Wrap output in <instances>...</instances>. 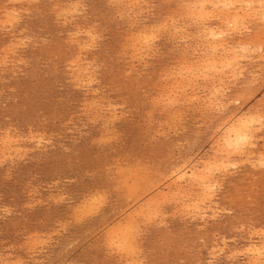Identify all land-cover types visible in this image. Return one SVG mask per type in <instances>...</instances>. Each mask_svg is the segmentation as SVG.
I'll list each match as a JSON object with an SVG mask.
<instances>
[{
	"label": "rangeland",
	"instance_id": "rangeland-1",
	"mask_svg": "<svg viewBox=\"0 0 264 264\" xmlns=\"http://www.w3.org/2000/svg\"><path fill=\"white\" fill-rule=\"evenodd\" d=\"M200 1L22 0L20 2V0H0V141H2L0 148L3 144L6 145L1 148L2 150L0 149V264H66L68 261L69 264H250L252 261L251 264H257V262L264 264V255H262L264 254V167H261L264 166V123L258 127L253 146L251 145L252 148L249 149L255 151V154L249 155L247 157L249 159L246 156L231 157L229 164L232 163L231 166L235 167L234 169L227 163L223 164L224 168H222L223 166L219 162L220 145L215 141L222 132L221 123L228 116L243 114V112L253 113L254 111H259V114L264 116V60L259 58L264 49L241 59L243 61L240 60L239 63L242 70L235 75L236 78L225 72L227 75L222 74L225 76L222 77L221 84H219L218 75L209 71L206 59L211 58L210 56L213 54L219 56L221 52L216 50L214 53L210 50L209 44L212 40L209 35H206V29H215L220 26L217 13L223 8L224 0H212L216 2L213 4L215 6L208 4L205 10L212 17L207 14L206 17H202L203 20L197 16L199 9L195 8V3ZM76 3L81 5H76ZM193 5L195 6L193 7ZM147 7L151 11L147 12L149 10ZM68 8L72 9L71 12ZM74 9L77 10L74 11ZM17 11H20V14L16 13ZM28 11L29 13H27ZM79 12L80 14H78ZM136 12L140 16H137ZM185 12L189 14L186 15ZM207 17L211 20H208ZM193 18L195 21L198 19V23ZM250 18H248L249 21H246L248 29H241L239 32H237L238 29L230 30L231 35L226 33L223 38L227 42H233L238 41L239 38L251 37L259 30L260 24L255 22L254 17L250 16ZM9 22L11 23L9 24ZM94 25L95 29L91 27ZM164 26L165 28H163ZM159 27L162 28L158 30ZM186 29L190 32L186 33ZM85 31L86 33L89 31L87 34L90 38L85 34ZM143 33L151 38L152 34L159 33L153 35L155 39H158L144 37ZM182 34L183 37L180 36ZM146 38L148 39L146 40ZM144 40L147 43L150 41V44L147 45ZM200 43L202 44L200 45ZM205 43L207 46L203 45ZM145 49H147L144 51L145 53L142 52ZM156 53L157 55H154ZM75 59L78 62H75ZM72 60L76 64L71 62ZM186 61L189 62L186 63ZM191 61L197 75L194 72L190 76V78L193 76L190 80L183 74V69L186 64H191ZM182 62L184 66H181ZM86 67L88 68L86 69ZM173 74L178 77L176 78ZM208 74L209 76H206ZM87 75H91L90 79H87L89 78ZM189 80L192 82L190 83ZM177 83L183 88L177 87ZM84 87L85 89H83ZM215 89L218 91L214 93ZM176 93L180 95L178 96ZM185 93L186 95H184ZM175 94L176 96H174ZM195 95H199V99L197 97L196 100ZM101 96L102 100H100ZM188 102L190 103L188 104ZM220 102L224 104L221 106ZM192 103L193 105H191ZM213 106L216 107L213 108ZM203 110L205 111L203 112ZM95 112H99L98 115ZM262 120L264 122V119ZM112 124L114 125L112 126ZM214 134L215 136H213ZM7 151L13 154L7 153ZM206 160L211 162L207 165ZM214 161L216 162L214 163ZM212 162L213 164H211ZM204 164L205 168L211 172L204 169ZM216 166L217 169L222 168L220 169L222 173L213 168ZM195 168L197 169L195 170ZM177 169L178 172L186 174L185 177L183 176L184 179L179 177L182 173L175 172ZM200 169L202 171H199ZM232 171L233 173H230ZM203 174L212 183L208 190L211 191L209 193L205 191V195L197 183V177H202ZM219 175L220 177H218ZM194 179L196 182H193ZM176 189L179 191L177 192ZM185 192L186 195H184ZM210 193L211 195H209ZM164 195L167 197L166 201ZM175 195H177V199ZM203 198H206V201ZM55 199L58 201L56 202ZM201 200L203 202H200ZM96 202L98 203L96 204ZM140 202L141 204H139ZM92 204H96L94 206L97 211ZM86 205L87 208H83ZM206 205L208 206L205 207ZM143 208L146 209L144 212H142ZM157 208L160 209L159 213ZM128 210L130 211L127 213ZM91 211H96V214L90 213ZM154 211H156L157 219H155ZM148 216H154L155 220L153 217H151L152 220L148 219ZM144 217L148 221L144 220ZM124 224L135 231L132 232L127 229L129 227H123ZM132 224L134 225L132 226ZM118 228H121L120 231ZM121 230L126 233L129 240H127V246L119 245L115 240ZM31 241L37 243L33 245ZM250 244L262 248V256H254L255 254L248 250ZM239 251L242 256L239 255Z\"/></svg>",
	"mask_w": 264,
	"mask_h": 264
},
{
	"label": "bare ground",
	"instance_id": "bare-ground-1",
	"mask_svg": "<svg viewBox=\"0 0 264 264\" xmlns=\"http://www.w3.org/2000/svg\"><path fill=\"white\" fill-rule=\"evenodd\" d=\"M16 1V0H15ZM18 1V0H17ZM22 0H20V2H21ZM24 1V0H23ZM25 1H27V0H25ZM35 1V0H34ZM37 1V0H36ZM39 1V0H38ZM84 1V0H83ZM192 1V0H191ZM199 1V0H198ZM216 1V0H215ZM214 1V2H215ZM218 1V0H217ZM12 2V1H11ZM30 2V1H29ZM75 2H77V1H75ZM80 2V1H79ZM110 2V1H109ZM112 2V1H111ZM114 2V1H113ZM134 2V1H133ZM137 2H138V0H137ZM143 2V1H142ZM214 2L212 1V0H201L200 2H198V3H195V5H193V7L195 6V8H197V9H199V12H197V16L198 17H200L201 18V20H203L202 19V17H206V15L207 14H209V13H207L205 10H206V8H207V5L209 4H211V5H213L214 4ZM14 3V2H13ZM19 3V2H18ZM120 3V2H119ZM185 3V2H184ZM192 3V2H191ZM190 3V4H191ZM216 3V2H215ZM218 3V2H217ZM5 4V3H4ZM7 4V3H6ZM65 4V3H64ZM68 4H70V3H68ZM78 3H76V5H77ZM116 4V3H115ZM125 4V3H124ZM135 4V3H134ZM143 4V3H142ZM142 4H141V6H142ZM148 4V3H147ZM183 4V3H182ZM186 4V3H185ZM187 4H189V3H187ZM222 4H223V8H221V11H218V16H219V24H220V26H218L217 28H213V29H206L207 31H206V35H209V37H210V39L212 40L211 42L209 41V39H208V41L210 42V44H209V46H210V50L212 51V52H216V50H219L220 52H221V54L218 56V55H212V56H210L211 58H208V57H206V58H208V59H206V61H207V63H206V65L208 66V68H209V71L211 70V72L214 74V75H218V81H219V84H221L220 83V81H221V79H222V77L223 76H225V75H227V74H225V72H227V73H229L231 76H235V75H237L239 72H241L240 70H242V68H240L241 66H240V60L241 59H244V58H246V57H248V56H251L253 53H255V52H257V51H260V49H264V6H262L261 5V2H260V0H224V3L222 2ZM63 5V4H62ZM61 5V6H62ZM78 5H81V4H78ZM131 5H132V3H131ZM136 5H137V3H136ZM140 5V4H139ZM152 5V4H151ZM210 5V6H211ZM219 5V4H218ZM71 6V5H70ZM69 6V7H70ZM114 6V5H113ZM122 6V5H121ZM154 6V5H153ZM183 6H184V4H183ZM188 6H190V5H188ZM213 6H215V5H213ZM123 7V6H122ZM134 7V6H133ZM136 7H138V6H136ZM143 7V6H142ZM150 7V6H149ZM60 8V7H59ZM118 8H119V6H118ZM125 8H127V7H125ZM148 8V7H147ZM146 8V9H147ZM182 8V7H181ZM215 8H217V7H215ZM220 8V7H219ZM16 9V8H15ZM54 9H55V7H54ZM58 9V8H57ZM63 9V8H62ZM61 9V10H62ZM80 9V8H79ZM82 9H83V7H82ZM85 9V8H84ZM130 9V8H129ZM139 9V8H138ZM137 9V10H138ZM141 10H142V8H140ZM149 9V8H148ZM179 9V8H178ZM187 9H189L188 7H187ZM214 9V8H213ZM212 9V10H213ZM65 10V9H64ZM68 10H70L69 8H68ZM72 10V9H71ZM71 10H70V12H71ZM77 10V9H76ZM75 9H74V11H76ZM119 10H120V8H119ZM128 10V9H127ZM132 10V9H131ZM191 10V9H190ZM193 10V9H192ZM207 10H209V9H207ZM216 10V9H215ZM3 11V10H2ZM5 11H6V9H5ZM80 11V10H79ZM134 11V10H133ZM146 11V10H145ZM149 11H151L150 9L147 11V12H149ZM184 11V10H183ZM186 11V10H185ZM197 11V10H196ZM209 11H211V10H209ZM208 11V12H209ZM24 12V11H23ZM64 12H67V11H64ZM64 12H63V14H64ZM78 12V11H77ZM82 12V11H81ZM125 12V11H124ZM129 12V11H128ZM176 12V11H175ZM193 12H194V10H193ZM192 12V13H193ZM214 12V11H213ZM7 13H8V11H7ZM12 13V12H11ZM16 13H19L20 14V11H17ZM15 13V14H16ZM22 13V12H21ZM27 13H29V11L27 12ZM53 13V12H52ZM123 13V12H122ZM136 13H138V12H136ZM177 13V12H176ZM186 13V12H185ZM191 13V14H192ZM216 13V12H215ZM10 14V13H9ZM78 14H80V12L78 13ZM126 14H128V13H126ZM135 14V13H134ZM145 14V13H144ZM189 13H186V15H188ZM195 14V13H194ZM250 14H252V15H250ZM8 15V14H7ZM131 15V14H130ZM148 15V14H147ZM171 15V14H170ZM183 15V14H182ZM182 15H181V17H182ZM211 14H209L208 16H210ZM216 15V14H215ZM4 16V15H3ZM13 16V15H12ZM16 16V15H15ZM58 16H60V15H58ZM62 16V15H61ZM60 16V17H61ZM137 16H140V14L138 13V15ZM184 16H185V14H184ZM250 16H252V17H254V19L256 20L255 22L257 23V24H260V27H259V30L257 31V32H255L251 37H249V38H246V39H241V38H239L238 39V41H233V42H227L223 37L225 36V34L226 33H229L230 34V30L231 31H233V30H237V32H239L241 29H245L246 28V21L248 20V18H250ZM6 17V16H5ZM57 17V16H56ZM72 17H73V14H72ZM71 17V20L73 19ZM123 17V16H122ZM131 17V16H130ZM171 17V16H170ZM173 17H174V14H173ZM172 17V18H173ZM188 17V16H187ZM197 17V18H198ZM211 17H212V15H211ZM7 18H8V16H7ZM6 18V19H7ZM9 18H10V16H9ZM14 18H17V17H14ZM57 18H59V17H57ZM64 18V17H63ZM191 18H192V16H191ZM5 19V20H6ZM11 19V18H10ZM12 19H13V17H12ZM60 19V18H59ZM67 19V18H66ZM128 19V18H127ZM136 19H138V18H136ZM135 19V20H136ZM165 19V18H164ZM175 19V18H174ZM173 19V20H174ZM186 19V18H185ZM184 19V20H185ZM188 19H189V17H188ZM194 19V18H193ZM205 19V18H204ZM207 19H208V17H207ZM253 19V18H252ZM4 20V21H5ZM16 20V19H15ZM14 20V21H15ZM68 20V19H67ZM173 20H172V22H173ZM179 20V19H178ZM198 20V19H197ZM196 20V21H197ZM208 20H211V19H208ZM213 20V19H212ZM250 20H251V18H250ZM7 21V20H6ZM5 21V22H6ZM10 21V20H9ZM17 21V20H16ZM138 21V20H137ZM176 21V20H175ZM192 21V20H191ZM194 21H195V19H194ZM193 21V23H195ZM249 21V20H248ZM2 22V21H1ZM8 22V21H7ZM13 22V21H12ZM18 22V21H17ZM69 22H70V20H69ZM168 22V21H167ZM187 22H188V20H187ZM202 21H200V23H201ZM11 22H9V24H10ZM62 23V22H61ZM72 23V22H71ZM129 23V22H128ZM137 23V22H136ZM139 23V22H138ZM141 23V22H140ZM166 23V22H165ZM197 23H198V21H197ZM203 23V22H202ZM207 23V22H206ZM249 23V22H248ZM1 24V23H0ZM2 24H5V23H2ZM14 24H15V22H14ZM99 24V23H98ZM173 24V23H172ZM178 24V23H177ZM192 24V23H191ZM196 24V23H195ZM64 25V24H63ZM68 25V24H67ZM256 25V24H255ZM74 26V25H73ZM79 26V25H78ZM77 26V27H78ZM130 26H131V24H130ZM133 26V25H132ZM136 26V25H135ZM163 26V25H162ZM168 26V25H167ZM192 26V25H191ZM194 26V25H193ZM199 26V25H198ZM203 26V25H202ZM205 26V25H204ZM5 27H6V25H5ZM79 27H81V26H79ZM91 27H95V25L94 26H91ZM147 28H148V25L146 26ZM170 27V26H169ZM174 27V26H173ZM180 27V26H179ZM190 27V26H189ZM195 27V26H194ZM214 27V26H213ZM82 28V27H81ZM144 28H145V26H144ZM154 28V27H153ZM157 28V27H156ZM162 27H159L158 28V30L159 29H161ZM163 28H165V26L163 27ZM171 28V27H170ZM184 28V27H183ZM209 28V27H208ZM95 29V28H94ZM97 29H99V28H97ZM96 29V30H97ZM172 29V28H171ZM170 29V30H171ZM198 29V28H197ZM203 29V28H202ZM201 29V30H202ZM205 29L203 30L204 32H205ZM246 29H248V28H246ZM88 30V29H87ZM91 30V29H90ZM145 30V29H144ZM146 30H149V29H146ZM157 30V31H158ZM168 30V29H167ZM177 30H178V28H177ZM180 30V29H179ZM185 30V29H184ZM187 30V29H186ZM84 31V30H83ZM152 31V30H151ZM161 31V30H160ZM162 31H163V29H162ZM161 31V32H162ZM203 31H202V34H204L203 33ZM78 32H81V31H78ZM89 32V31H88ZM87 32V33H88ZM165 32V31H164ZM186 33L187 32H190V31H185ZM199 32V31H198ZM236 32V31H235ZM244 32V31H243ZM250 32V31H249ZM76 33V32H75ZM86 33V31H85V34H87ZM95 33V32H94ZM132 33H133V31H132ZM149 33V32H148ZM153 33V32H152ZM163 33V32H162ZM166 33V32H165ZM175 34H178V33H176V32H174ZM231 33H233V32H231ZM69 34V33H68ZM74 34V33H73ZM97 34V33H96ZM95 34V36H97ZM144 34V33H143ZM156 34H159V33H156ZM155 34V35H156ZM164 34V33H163ZM197 34V33H196ZM228 34V35H229ZM234 34V33H233ZM80 35H82V34H80ZM79 35V36H80ZM84 35V34H83ZM89 35H91V34H89ZM153 35L154 34H152L151 36H152V38L153 39H155V37H153ZM154 35V36H155ZM172 35V34H171ZM188 35V34H187ZM200 35V34H199ZM199 35H197L198 37H200ZM231 35V34H230ZM242 35V34H241ZM74 36V35H73ZM72 36V37H73ZM78 36V37H79ZM87 36H88V34H87ZM94 36V35H93ZM101 36V35H100ZM138 36V35H137ZM140 36H142V35H140ZM148 37V35H145L144 34V37ZM161 36V35H160ZM164 36V35H163ZM176 36V35H175ZM180 36H182L183 37V34L182 35H180ZM203 36V35H202ZM89 37V36H88ZM132 37V36H131ZM144 37H143V39H144ZM158 37H159V35H158ZM191 37H192V35H191ZM90 38V37H89ZM88 38V40H90ZM101 38V37H100ZM148 38H150V39H152L150 36L148 37ZM148 38H146V40L148 39ZM173 38V37H172ZM175 38V37H174ZM178 38V37H177ZM102 39V38H101ZM130 39V38H129ZM156 39H158V38H156ZM155 39V40H156ZM162 39V38H161ZM160 39V40H161ZM168 39H170V38H168ZM199 39V38H198ZM204 39L206 40V38L204 37ZM77 40V39H76ZM79 40V39H78ZM88 40H86V41H88ZM98 40V39H97ZM132 40V39H131ZM138 40V39H137ZM140 40H142L141 38H140ZM146 40H144V41H146ZM180 40H181V38H180ZM179 40V41H180ZM188 40V39H187ZM191 40V39H190ZM85 41V40H84ZM90 41H92V40H90ZM175 41H176V39H175ZM182 41H184V40H182ZM186 41V40H185ZM193 41V40H192ZM200 41V40H199ZM207 41V40H206ZM25 42V41H24ZM67 42V41H66ZM72 42H74V41H72ZM77 42V41H76ZM75 42V43H76ZM99 42V41H98ZM128 42V41H127ZM139 42V41H138ZM138 42H137V44H138ZM150 42V41H149ZM148 42V43H149ZM208 42V43H209ZM91 43H93V42H91ZM131 43V42H130ZM144 43V42H143ZM146 43H147V41H146ZM148 43H147V45H148ZM197 43V42H196ZM202 43H203V41H202ZM202 43H200V45L202 44ZM74 44V43H73ZM82 44V43H81ZM97 44V43H96ZM141 44H142V42H141ZM150 44V43H149ZM181 44V43H180ZM188 44V43H187ZM12 45V44H11ZM19 45V44H18ZM78 45V44H77ZM89 45H90V43H89ZM178 45V44H177ZM199 45V44H198ZM198 45H196V46H198ZM203 45H206V43L205 44H203ZM17 46V45H16ZM15 46V47H16ZM21 46V45H20ZM82 46V45H81ZM80 46V47H81ZM135 46H137V45H135ZM153 46V45H152ZM155 46V45H154ZM186 46V45H185ZM207 46V45H206ZM87 47V46H86ZM91 47V46H90ZM133 47V46H132ZM178 47H180V46H178ZM205 47V46H204ZM19 48V47H18ZM92 48V47H91ZM95 48H97V47H95ZM130 48V47H129ZM134 49H135V47H133ZM149 48V47H148ZM159 48V47H158ZM158 48H156V49H158ZM194 48V47H193ZM5 49V48H4ZM79 49V48H78ZM82 49V48H81ZM83 49H85V48H83ZM88 49H90V48H88ZM126 49V48H125ZM139 49V48H138ZM140 49H142V48H140ZM153 49V48H152ZM155 49V48H154ZM160 49V48H159ZM179 50H180V48H178ZM182 49H184V48H182ZM191 49V48H190ZM208 49V48H207ZM3 50V49H2ZM1 50V51H2ZM8 50H10L9 48H8ZM127 50H128V45H127ZM126 50V51H127ZM137 50V49H136ZM147 49H145V50H142V52H144V51H146ZM174 50V49H173ZM178 50V51H179ZM192 50V49H191ZM196 50V49H195ZM81 51V50H80ZM84 51V50H83ZM82 51V52H83ZM185 51V50H184ZM187 51H189V50H187ZM186 51V53H188ZM194 51V50H193ZM199 51H201V50H199ZM198 51V52H199ZM207 51V50H206ZM263 51V50H262ZM85 52H87V51H85ZM125 52V51H124ZM135 52V51H134ZM154 52V51H153ZM196 52V51H195ZM202 52V51H201ZM4 53H5V51H4ZM139 53V52H138ZM145 53V52H144ZM149 53V52H148ZM182 53V52H181ZM207 53V52H206ZM258 53V52H257ZM140 54V53H139ZM158 54H160V53H158ZM199 54V53H198ZM203 54V53H202ZM209 54V53H208ZM5 55V54H4ZM7 55V54H6ZM5 55V56H6ZM119 55V54H118ZM124 55V54H123ZM148 55V54H147ZM146 55V56H147ZM154 55H157V53L156 54H154ZM191 55V54H190ZM257 55V54H256ZM7 56H9V55H7ZM80 56V55H79ZM81 56H83V55H81ZM125 56V55H124ZM131 56H132V54H131ZM130 56V57H131ZM133 56H135V55H133ZM183 56H185V55H183ZM187 56H188V54H187ZM186 56V57H187ZM193 56V55H192ZM207 56V55H206ZM209 56V55H208ZM3 57V56H2ZM77 57H78V55H77ZM84 57V56H83ZM126 57V56H125ZM141 57V56H140ZM140 57H138V59H140ZM149 57V56H148ZM160 57V56H159ZM196 57V56H195ZM86 58V57H85ZM132 58V57H131ZM152 58H154V57H152ZM190 58V57H189ZM198 58H199V56H198ZM202 58V57H201ZM259 58L260 59H262V60H264V52H263V54L261 55V56H259ZM5 59V58H4ZM3 59V60H4ZM74 59V58H73ZM134 59V58H133ZM136 59V58H135ZM151 59V58H150ZM183 59H184V57H183ZM188 59V58H187ZM192 59V58H191ZM255 59V58H254ZM2 60V59H1ZM6 60V59H5ZM14 60V59H13ZM76 60V59H75ZM143 60V59H142ZM182 60V59H181ZM247 60V59H246ZM258 60V59H257ZM132 61V60H131ZM134 61H136V60H134ZM139 61V60H138ZM144 61V60H143ZM178 61V60H177ZM199 61H201V60H199ZM199 61H195V62H199ZM202 61H203V59H202ZM205 61V62H206ZM241 61H243V60H241ZM249 61V60H248ZM253 61H255V60H253ZM4 62V61H3ZM7 62V61H6ZM71 62H73V60L71 61ZM70 61H69V63H71ZM75 62H78L77 60L75 61ZM75 62H73V63H75ZM83 62V61H82ZM96 62V61H95ZM173 62V61H172ZM181 62V61H180ZM187 62H189V61H186V63ZM204 62V63H205ZM5 63V62H4ZM92 63H94V61H92ZM145 63V62H144ZM185 63V64H186ZM200 63V62H199ZM9 64V63H8ZM76 64V63H75ZM82 64V63H81ZM84 64V63H83ZM97 64V63H96ZM101 64V63H100ZM178 64V63H177ZM104 65V64H103ZM141 65V64H140ZM145 65H146V63H145ZM197 65H200V64H197ZM196 65V66H197ZM202 65H203V63H202ZM75 66V65H74ZM78 66V65H77ZM87 66H88V63H87ZM134 66V65H133ZM181 66H184L183 65V62H182V65ZM193 66H194V64H192V61H191V64H186L185 65V67H184V71H183V74L185 75V77H188V78H190V76L192 75V74H194V72H195V67L193 68ZM84 67H85V65H84ZM92 67H93V65H92ZM174 68H175V66H173ZM202 67V66H201ZM69 68V67H68ZM88 67H86V69H87ZM101 68V67H100ZM135 68V67H134ZM177 68H178V66H177ZM198 68V67H197ZM196 68V69H197ZM203 68V67H202ZM207 68V67H206ZM70 69H73V68H70ZM79 69H81V68H79ZM83 69H85V68H83ZM94 69V68H93ZM93 69H91V70H93ZM98 69V68H97ZM200 69V68H199ZM205 69V68H204ZM74 70H77V69H74ZM90 70V69H89ZM90 70V71H91ZM171 70V69H170ZM198 70V69H197ZM79 71V70H78ZM80 71H82V73H85V72H83V70H80ZM85 71V70H84ZM97 71V70H96ZM169 71V70H168ZM177 71V70H176ZM175 71V72H176ZM206 71V70H205ZM208 71V70H207ZM243 71H245V70H243ZM74 72V71H73ZM130 72V71H129ZM133 72V71H132ZM181 72V71H180ZM203 72H204V70H203ZM92 73V72H91ZM90 73V74H91ZM128 73V72H127ZM134 73V72H133ZM132 73V74H133ZM182 73V72H181ZM196 73V75H197V72H195ZM74 74V73H73ZM95 74V73H94ZM129 74H131V73H129ZM200 74L201 75H203L201 72H200ZM211 74V73H210ZM222 74H225V75H223L222 76ZM242 74V73H241ZM72 75V74H71ZM76 75V74H75ZM80 75V74H79ZM82 75V74H81ZM86 75V74H85ZM99 75V74H98ZM174 75V74H173ZM181 75V74H180ZM183 75V76H184ZM213 75V76H214ZM243 75V74H242ZM259 75V74H258ZM89 75H87V77H88ZM91 76V75H90ZM90 76H89V78H87V79H90ZM93 76V75H92ZM175 76V75H174ZM204 76V75H203ZM206 76H209V74L208 75H206ZM253 76H255V75H253ZM252 76V77H253ZM260 76V75H259ZM76 77V76H75ZM166 77V76H165ZM172 77V76H171ZM176 78L178 77V76H175ZM181 77V76H180ZM195 77V76H194ZM210 77L212 78V76L210 75ZM77 78V77H76ZM81 78V77H80ZM93 78V77H92ZM188 78H187V80H188ZM191 78H193V76L191 77ZM191 78H190V80H191ZM195 78H198V77H195ZM234 78V77H233ZM233 78H231L232 80H233ZM235 78H236V76H235ZM240 78H241V76H240ZM239 78V79H240ZM244 78V77H243ZM262 78V77H261ZM85 80H86V78H84ZM94 79V78H93ZM166 79H167V77H166ZM200 79V78H199ZM203 79V78H202ZM205 79V78H204ZM210 79V78H209ZM208 79V80H209ZM255 79V78H254ZM75 80V79H74ZM173 80V79H172ZM190 80H189V82H190ZM196 80V79H195ZM201 80V79H200ZM205 80H207V79H205ZM73 81V80H72ZM82 81V80H81ZM167 81H168V79H167ZM198 81V80H197ZM214 81V80H213ZM74 82V81H73ZM98 82V81H97ZM100 82V81H99ZM169 82V81H168ZM175 82V81H174ZM180 82V81H179ZM185 82V81H184ZM192 82V81H191ZM190 82V83H191ZM206 82V84H207V81H205ZM232 82V81H231ZM78 83H79V81H78ZM77 83V84H78ZM82 83V82H81ZM84 83V82H83ZM90 83V82H89ZM93 83V82H92ZM95 83V82H94ZM197 83V82H196ZM196 83H195V85H196ZM199 83V82H198ZM202 84H203V82H201ZM225 83V82H224ZM255 83H256V81H255ZM88 84V83H87ZM181 84H183V83H181ZM230 84V83H229ZM228 84V85H229ZM257 84V83H256ZM82 85V84H81ZM89 85V84H88ZM96 85V84H95ZM168 85H169V83H168ZM177 85V87H180V86H178V83L176 84ZM184 85H185V83H184ZM192 85V84H191ZM194 85V86H195ZM198 85V84H197ZM208 85V84H207ZM215 85H216V83H215ZM225 85V84H224ZM230 85H232V84H230ZM229 85V86H230ZM78 86H79V84H78ZM186 86V85H185ZM187 86H188V84H187ZM190 86V85H189ZM220 86V85H219ZM233 86V85H232ZM166 87V86H165ZM174 87V86H173ZM176 87V88H177ZM181 87H182V85H181ZM180 87V88H181ZM193 87V86H192ZM223 87V86H222ZM222 87H220V88H222ZM169 88V87H168ZM175 88V87H174ZM183 88V87H182ZM189 88V87H188ZM187 88V89H188ZM197 88V87H196ZM199 88V87H198ZM211 88V87H210ZM225 88V87H224ZM224 88H222V89H224ZM227 88V87H226ZM75 89V88H74ZM83 89H85V87L83 88ZM166 89H167V87H166ZM190 89H191V87H190ZM207 89V88H206ZM212 89V88H211ZM222 89H219V90H222ZM87 90H88V86H87ZM184 90V89H183ZM200 90V92H201V89H199ZM198 90V91H199ZM229 90V89H228ZM89 91V90H88ZM165 91V90H164ZM179 91H182V90H180L179 89ZM193 91H194V89H193ZM218 90H214V93L215 92H217ZM231 91V90H230ZM173 92V91H172ZM190 92V91H189ZM195 92V91H194ZM221 92V91H220ZM263 92H264V90H263ZM90 93V92H89ZM94 93V92H93ZM98 93V92H97ZM163 93V92H162ZM197 93H199V92H197ZM206 93V92H205ZM212 93V92H211ZM222 93V92H221ZM224 93V92H223ZM165 94H166V92H165ZM169 94V93H168ZM171 94V93H170ZM173 94V93H172ZM177 94V93H176ZM176 94L174 95V96H176ZM182 95H183V93H181ZM213 94V93H212ZM218 94V93H217ZM93 95H95V94H93ZM178 95V94H177ZM180 95V94H179ZM178 95V96H179ZM184 95H186V93L184 94ZM188 95V94H187ZM160 96H161V94H160ZM166 96V95H165ZM190 96H192L191 94H190ZM190 96H189V98H190ZM196 96V95H195ZM201 96V95H200ZM202 96H203V94H202ZM215 96V95H214ZM222 96V95H221ZM162 97V96H161ZM168 97H169V95H168ZM183 97V96H182ZM182 97H181V101H182ZM193 97V96H192ZM197 97H198V99H199V95L198 96H196V100H197ZM212 97H213V95H212ZM159 98V97H158ZM195 98V97H194ZM202 98V97H201ZM205 98V97H204ZM257 98V97H256ZM255 98V99H256ZM85 99V98H84ZM96 99V98H95ZM157 99V98H156ZM155 99V100H156ZM161 99V98H160ZM162 99H163V97H162ZM175 99V97L172 99V102H173V100ZM177 99V98H176ZM223 99V98H222ZM239 99V98H238ZM97 100V99H96ZM100 100H102V96H101V99ZM106 100V99H105ZM154 100V101H155ZM159 100V99H158ZM165 100V99H164ZM169 100V99H168ZM178 100V99H177ZM190 100V99H189ZM195 100V99H194ZM203 100H205V99H203ZM111 101V100H110ZM125 101V100H124ZM171 101V100H170ZM169 101V102H170ZM175 101V100H174ZM179 101V100H178ZM212 101V100H211ZM216 101V100H215ZM223 101V100H222ZM88 102V101H87ZM126 102V101H125ZM153 102V101H152ZM163 102V101H162ZM166 102V101H165ZM172 102H170V104H172ZM177 102V101H176ZM185 102V101H184ZM184 102H182V103H184ZM187 102V101H186ZM196 102H198V101H196ZM253 102V101H252ZM94 103V102H93ZM155 103V102H154ZM174 103V102H173ZM178 103V102H177ZM190 102H188V104H189ZM195 103V102H194ZM198 103H201V102H198ZM218 103V102H217ZM221 103V102H220ZM229 103V102H228ZM86 104H88V103H86ZM167 104V103H166ZM165 104V105H166ZM210 104V103H209ZM212 104V103H211ZM214 104V103H213ZM224 104V103H223ZM222 103L220 104L221 106L223 105ZM230 104V103H229ZM96 105H98V104H96ZM100 105V104H99ZM108 105V104H107ZM110 105V104H109ZM160 105V104H159ZM173 105V104H172ZM183 105H185V103L183 104ZM191 105H193V103L191 104ZM217 105V104H216ZM87 106V105H86ZM92 106V105H91ZM91 106H90V108H91ZM101 106V105H100ZM161 106V105H160ZM170 106V105H169ZM179 106V105H178ZM93 107V106H92ZM96 107V106H95ZM102 107H103V105H102ZM107 107V109L109 110V108H108V106H106ZM115 107V106H114ZM126 107V106H125ZM157 107V106H156ZM159 107V106H158ZM174 107V106H173ZM186 107V106H185ZM184 107V108H185ZM214 107H216V106H213V108ZM218 107V106H217ZM87 108V107H86ZM119 108H121L120 107V105H119ZM164 108V107H163ZM192 108V107H191ZM195 108V107H194ZM207 108V107H206ZM222 108V107H221ZM83 109V108H82ZM85 109V108H84ZM99 109V108H98ZM103 109V108H102ZM105 110H107L106 108H104ZM157 109V108H156ZM188 109H190V108H188ZM200 109V108H199ZM209 109V108H208ZM216 109V108H215ZM225 109V108H224ZM228 109V108H227ZM97 110V109H96ZM130 110V109H129ZM165 110H166V108H165ZM184 110V109H183ZM198 110V109H197ZM196 110V111H197ZM210 110V109H209ZM212 110H214V109H212ZM244 110V109H243ZM242 110V111H243ZM99 111V110H98ZM176 111V110H175ZM200 111V110H199ZM205 110H203V112H204ZM216 111V110H215ZM107 112V111H106ZM152 112V111H151ZM154 112V111H153ZM164 112V111H163ZM184 112V111H183ZM210 112V111H209ZM84 113V112H83ZM92 113V112H91ZM96 113V112H95ZM99 113V112H98ZM98 113H96L97 115H98ZM104 113V112H103ZM161 113V112H160ZM171 113V112H170ZM177 113V112H176ZM189 113V112H188ZM206 113V112H205ZM215 113V112H214ZM86 114V113H85ZM101 114V113H100ZM111 114H113V113H111ZM163 114V113H162ZM186 114V113H185ZM185 114H184V116H185ZM203 114V113H202ZM207 114V113H206ZM211 114V113H210ZM240 114V113H239ZM238 114V115H239ZM80 115V114H79ZM102 115V114H101ZM113 115H115V114H113ZM125 115V114H124ZM175 115V114H174ZM204 115V114H203ZM238 115H235V114H232V115H230V116H228L227 118H226V120H224L222 123H221V127H223L222 128V132H220V135L218 136V138H217V140H215L216 141V143L218 144V145H220V150H219V155H220V159H219V162H220V165H222L223 167L222 168H224V165L223 164H228V165H230L231 166V164H229V161H230V158L231 157H234V156H239V157H242V156H246V158L249 156V155H251L252 153H254L255 151H253V150H249L250 148H252V146H253V142H254V136L257 134L256 133V131L258 130V127L259 126H261V124L262 123H264V122H262L263 120L262 119H264V116H262V114L260 115L259 114V111L258 112H253V113H251V112H247V113H244L243 112V114L241 113L239 116ZM86 116V115H85ZM117 116V115H116ZM115 116V117H116ZM119 116V115H118ZM126 116V115H125ZM149 116V115H148ZM172 116V115H171ZM176 116V115H175ZM72 117H73V115H72ZM150 117H151V115H150ZM177 117V116H176ZM179 117V116H178ZM97 118V117H96ZM101 118V117H100ZM120 118V117H119ZM8 119V118H7ZM94 119V118H93ZM102 119V118H101ZM101 119H99V120H101ZM181 119V118H180ZM199 119V118H198ZM89 120V119H88ZM104 120V119H103ZM113 121H114V119H112ZM146 120V119H145ZM152 120V119H151ZM90 121V120H89ZM166 121H167V119H166ZM176 121V120H175ZM182 121V120H181ZM211 121V120H210ZM93 122V121H92ZM120 122V121H119ZM160 122V121H159ZM177 122V121H176ZM180 122V121H179ZM98 123V122H97ZM104 123V122H103ZM106 123V122H105ZM181 123V122H180ZM183 123V122H182ZM160 124V123H159ZM169 124V123H168ZM176 124H178V123H176ZM108 125V124H107ZM114 124H112V126H113ZM152 125V124H151ZM161 125V124H160ZM171 125V124H170ZM169 125V126H170ZM106 126V125H105ZM164 126V125H163ZM178 126V125H177ZM182 126V125H181ZM180 126V127H181ZM12 127V126H11ZM10 127V128H11ZM76 127V126H75ZM107 127H109V126H107ZM171 127V126H170ZM179 127V126H178ZM185 127V126H184ZM209 127V126H208ZM263 127V126H262ZM9 128V129H10ZM77 128V127H76ZM103 128V127H102ZM177 128V127H176ZM219 128H220V126H219ZM104 129H105V127H104ZM108 129V128H107ZM263 129V128H262ZM116 130V129H115ZM114 130V131H115ZM221 130V129H220ZM219 130V131H220ZM259 130H260V128H259ZM31 131V130H30ZM71 131V130H70ZM164 131V130H163ZM175 131V130H174ZM177 131V130H176ZM181 131V130H180ZM7 132V131H6ZM165 132V131H164ZM170 132V131H169ZM168 132V133H169ZM182 132V131H181ZM8 133V132H7ZM32 133V132H31ZM118 133V132H117ZM161 133V132H160ZM186 133V132H185ZM256 133V134H255ZM259 133V132H258ZM14 134V133H13ZM12 134V135H13ZM38 134V133H37ZM46 134V133H45ZM52 134V133H51ZM112 134V133H111ZM121 134V133H120ZM164 134V133H163ZM178 134H179V132H178ZM182 134V133H181ZM217 134V133H216ZM32 135V134H31ZM7 136V135H6ZM6 136H5V138H6ZM18 136H19V134H18ZM44 136V135H43ZM102 136V135H101ZM213 136H215V134L213 135ZM3 137V136H2ZM8 137V136H7ZM12 137H14V136H12ZM22 137V136H21ZM28 137H30V136H28ZM27 137V138H28ZM35 137V136H34ZM109 137V136H108ZM111 137V136H110ZM160 137V136H159ZM165 137V136H164ZM4 138V137H3ZM23 138V137H22ZM33 138V137H32ZM42 138V137H41ZM41 138H39V139H41ZM114 138V137H113ZM169 138V137H168ZM262 138V137H261ZM260 138V139H261ZM264 138V137H263ZM15 139V138H14ZM19 139H21V138H19ZM44 139H45V137H44ZM43 139V140H44ZM215 139V138H214ZM214 139H213V141H214ZM256 139V138H255ZM6 141V139H3V141ZM11 140H12V138H11ZM24 140H25V138H24ZM103 140V139H102ZM110 140V139H109ZM113 140V139H112ZM258 140H259V138H258ZM21 141V140H20ZM28 141V140H27ZM30 141V140H29ZM34 141V140H33ZM94 141H96V140H94ZM106 141H107V139H106ZM261 141V140H260ZM0 142H2V141H0ZM7 142H9V141H7ZM39 142H41V140H39ZM53 142V141H52ZM111 142V141H110ZM18 144H19V142H18ZM30 144H31V142H30ZM50 144V143H49ZM256 144V143H255ZM11 145V144H10ZM37 145V144H36ZM40 145V144H39ZM252 145V146H251ZM3 146H6V145H2V147ZM42 146V145H41ZM44 146V145H43ZM42 146V147H43ZM216 146V145H215ZM1 147V148H2ZM38 147V146H37ZM0 148V149H1ZM11 148V147H10ZM14 148V147H13ZM21 148V147H20ZM19 148V149H20ZM219 148V147H218ZM253 148H255V147H253ZM257 148V147H256ZM16 149H18V148H16ZM23 149H26V148H23ZM22 149V150H23ZM67 149V148H66ZM191 149V148H190ZM2 150V149H1ZM8 150V149H7ZM12 150V149H11ZM15 150V149H14ZM42 150V149H41ZM205 150V149H204ZM4 151V150H3ZM18 151V150H17ZM16 151V152H17ZM21 151V150H20ZM33 151V150H32ZM215 151V150H214ZM5 152V151H4ZM10 152V151H9ZM8 151H7V153H9ZM27 153H29L28 151H26ZM218 152V151H217ZM1 153V152H0ZM11 153V152H10ZM193 153V152H192ZM6 154V153H5ZM11 154H13V153H11ZM18 154V153H17ZM213 154H215V153H213ZM218 154V153H217ZM255 154V153H254ZM264 154V153H263ZM14 155H16V154H14ZM24 155V154H23ZM253 155V154H252ZM262 155V154H261ZM7 156V155H6ZM20 156V155H19ZM24 156H26V155H24ZM256 156V155H255ZM1 157V156H0ZM9 157V156H8ZM14 157V156H13ZM191 157V156H190ZM201 157V156H200ZM213 157V156H212ZM261 157V156H260ZM19 158H21V157H19ZM25 158V157H24ZM211 158V157H210ZM214 158H215V156H214ZM253 158V157H252ZM5 159V158H4ZM14 159V158H13ZM12 159V160H13ZM17 159V158H16ZM197 159V158H196ZM213 159V158H212ZM216 159V158H215ZM214 159V160H215ZM233 159V158H232ZM231 159V160H232ZM237 159V158H236ZM247 159H249V158H247ZM189 160V159H188ZM217 160H218V158H217ZM216 160V161H217ZM259 160V159H258ZM11 161V160H10ZM186 161V160H185ZM204 161V160H203ZM216 161H214V163L216 162ZM240 161H241V158H240ZM249 161V160H248ZM247 161V162H248ZM251 161V160H250ZM256 161V160H255ZM202 162V161H201ZM206 163H207V165H208V163H210V162H208L207 160L205 161ZM231 162V161H230ZM238 162H239V160H238ZM257 162H260V161H257ZM261 162H262V160H261ZM6 163V162H5ZM205 163V164H206ZM242 163V162H241ZM240 163V164H241ZM243 163H244V161H243ZM242 163V164H243ZM249 163V162H248ZM263 163H264V161H263ZM121 164V163H120ZM197 164V163H196ZM204 164V169L206 170V171H208L206 168H205V165ZM211 164H213V162L211 163ZM237 164V163H236ZM252 164V163H251ZM187 165V164H186ZM192 165V164H191ZM238 166H239V164H237ZM236 165V166H237ZM259 165H261V164H259ZM210 166H215V165H210ZM219 166V165H218ZM233 166H234V163H233ZM242 166V165H241ZM254 166V165H253ZM253 166H252V168H253ZM189 167H191V166H189ZM220 167V166H219ZM232 167V166H231ZM262 168L264 167V166H261ZM261 167H260V169H261ZM186 168V167H185ZM213 168H216L215 170H219V172H221L220 171V169H222V168H219V169H217V166L216 167H213ZM233 168V167H232ZM235 168V167H234ZM233 168V169H234ZM239 168V167H238ZM119 169V168H118ZM197 168H195V170H196ZM227 169V168H226ZM256 169V168H255ZM257 170V169H256ZM123 171V170H122ZM174 171V170H173ZM179 171H180V169H179ZM186 171H189V170H186ZM185 171V172H186ZM194 171V170H193ZM199 171H202V169H200ZM205 171V172H206ZM210 171V170H209ZM228 171V170H227ZM236 171V170H235ZM176 173H178V174H180V173H182L181 171L180 172H178V169L175 171ZM192 172V171H191ZM196 172V171H195ZM211 172V171H210ZM209 172V173H210ZM214 172V171H213ZM225 172V171H224ZM237 172V171H236ZM117 173V172H116ZM120 173H122V172H120ZM174 173V172H173ZM189 173V172H188ZM198 173H200V172H198ZM198 173H196V174H198ZM208 173V174H209ZM215 173H217V172H215ZM222 173V172H221ZM230 173H233V171L232 172H230ZM202 174V173H201ZM185 173H182V174H180L179 175V177L181 178H183L184 179V177H185ZM193 175V174H192ZM204 175V174H203ZM176 176V175H175ZM178 176V175H177ZM184 176V177H183ZM194 176H197V175H194ZM198 176H202V175H198ZM207 176H209V175H207ZM214 176V175H213ZM213 176H212V178H213ZM148 177V176H147ZM188 177H190V176H188ZM187 177V178H188ZM193 177V176H192ZM218 177H220V175L218 176ZM196 178V177H195ZM211 178V177H210ZM170 179V178H169ZM168 179V180H169ZM178 179V178H177ZM189 179V178H188ZM192 179V178H191ZM197 179H198V184H199V188L201 189V190H203V194L205 193V191H208L211 187V185H212V183H210L211 181H209V178L207 179V178H205V175L204 176H202V177H197ZM196 179V180H197ZM220 179V178H219ZM225 179V178H224ZM179 180V179H178ZM182 180V179H181ZM215 180H217V179H215ZM255 180V179H254ZM67 181V180H66ZM140 181V180H139ZM180 181V180H179ZM183 181V180H182ZM181 181V182H182ZM191 181V180H190ZM58 182V181H57ZM172 182V181H171ZM176 182H178V181H176ZM193 182H196L195 181V179H194V181ZM213 182H215V181H213ZM189 183V182H188ZM192 183V182H191ZM216 183V182H215ZM214 183V184H215ZM220 183V182H219ZM223 183V182H222ZM56 184V183H55ZM158 184V183H157ZM164 184V183H163ZM162 184V185H163ZM168 184V183H167ZM166 184V185H167ZM171 184V183H170ZM176 184V183H175ZM186 184V183H185ZM172 185V184H171ZM171 185H170V187H171ZM173 185H174V182H173ZM177 185V184H176ZM180 185V184H179ZM181 185H183V184H181ZM188 185V184H187ZM192 185V184H191ZM216 185V184H215ZM133 186V185H132ZM190 186V185H189ZM216 186H218V185H216ZM168 187V186H167ZM180 187V186H179ZM192 187H194V186H192ZM192 187H191V189H192ZM252 187H254V186H252ZM147 188V187H146ZM183 189H184V187H183ZM196 189H197V187H196ZM217 189H219L218 187H217ZM222 189V188H221ZM259 189V188H258ZM177 190V189H176ZM199 190V189H198ZM158 191V190H157ZM159 191H160V189H159ZM179 190H177V192H178ZM183 191H185V190H183ZM189 191V190H188ZM191 191V190H190ZM211 191V190H210ZM210 191H208V193L210 192ZM214 191V190H213ZM213 191H212V193H213ZM221 191V190H220ZM219 191V192H220ZM195 192V191H194ZM39 193V192H38ZM134 193V192H133ZM154 193V192H153ZM169 193V192H168ZM174 193V192H173ZM188 193V192H187ZM198 193V192H197ZM159 194H161V193H159ZM165 194V193H164ZM176 194H179V193H176ZM184 194V193H183ZM196 194V193H195ZM30 195H32V194H30ZM100 195V194H99ZM102 195V194H101ZM106 195V194H105ZM151 195V194H150ZM163 195V194H162ZM166 195V194H165ZM165 195H164V197H165ZM184 195H186V192H185V194ZM183 195V196H184ZM192 195V194H191ZM199 195V194H198ZM205 195V194H204ZM209 195H211V193L209 194ZM89 196V195H88ZM107 196V195H106ZM171 196V194L169 195V197ZM172 196H174L173 194H172ZM176 196V199H177V195H175ZM182 196V197H183ZM195 196H197V195H195ZM194 196V197H195ZM208 196V195H207ZM216 196V195H215ZM63 197H64V195H63ZM101 197V196H100ZM193 197V196H192ZM200 197H201V195H200ZM204 197V196H203ZM61 198V197H60ZM92 198V197H91ZM90 198V199H91ZM106 198V197H105ZM167 197H165V201L167 200L166 199ZM172 198V197H171ZM175 198V197H174ZM215 198V197H214ZM59 199V198H58ZM65 199V198H64ZM85 199V198H84ZM103 199V198H102ZM161 199V198H160ZM180 199H181V197H180ZM200 199V198H199ZM203 199H205V201H206V198H203ZM208 199V198H207ZM220 199V198H219ZM40 200V199H39ZM50 200V199H49ZM100 200H101V198H100ZM153 200V199H152ZM155 200H157V199H155ZM185 200V199H184ZM197 200H198V198H197ZM210 200H211V198H210ZM55 201H56V199H55ZM58 201V200H57ZM56 201V202H57ZM86 201H87V199H86ZM96 201V200H95ZM95 201H93L94 203H95ZM98 201V200H97ZM162 201V200H161ZM160 201V202H161ZM172 201H174L173 199H172ZM171 201V202H172ZM176 201V200H175ZM209 201V200H208ZM40 202V201H39ZM157 202V201H156ZM159 202V201H158ZM179 202H180V200H179ZM178 202V203H179ZM183 202H185V201H183ZM191 202V201H190ZM197 202V201H196ZM200 202H203L202 200L200 201ZM200 202H198V203H200ZM210 202V201H209ZM212 202V201H211ZM35 203H37V202H35ZM98 202H96V204H97ZM146 203H148V202H146ZM151 203V202H150ZM149 203V204H150ZM163 203V202H162ZM177 203V204H178ZM214 203V202H213ZM218 203V202H217ZM96 204H94V205H96ZM105 204V203H104ZM139 204H141V202L139 203ZM138 204V205H139ZM154 204V203H153ZM169 204V203H168ZM175 204V203H174ZM190 204V203H189ZM191 204H193V203H191ZM27 205V207H28V204H26ZM30 205H32V204H30ZM80 205V204H79ZM93 205V204H92ZM93 205V206H94ZM100 205H102L101 203H100ZM106 205V204H105ZM145 205H147V204H145ZM156 205H158L157 203H156ZM156 205H154V206H156ZM164 205V204H163ZM163 205H162V207H163ZM170 205V204H169ZM183 205V204H182ZM201 205V204H200ZM36 206V205H35ZM82 206V205H81ZM149 206V205H148ZM151 206V205H150ZM177 206V205H176ZM175 206V207H176ZM184 206V205H183ZM186 206V205H185ZM194 206H195V203H194ZM194 206H193V208H194ZM197 207H198V204L196 205ZM208 205H206L205 207H207ZM33 207V206H32ZM90 207V206H89ZM97 207H99V206H97ZM100 207H102V206H100ZM157 207V206H156ZM159 207V206H158ZM189 207V206H188ZM202 207V206H201ZM204 207V208H205ZM30 208H31V206H30ZM83 208H87V205H86V207L85 206H83ZM93 208H95V210L97 211V209H96V206H94ZM92 208V209H93ZM132 208H134V207H132ZM150 208V207H149ZM154 208V207H153ZM161 208V207H160ZM218 208V207H217ZM79 209V208H78ZM99 209V208H98ZM144 209L145 208H143V211L142 212H144ZM146 209H148L147 207H146ZM145 209V210H146ZM156 209V208H155ZM158 209V208H157ZM181 209H183V208H181ZM185 209V208H184ZM188 209V208H187ZM189 209H190V207H189ZM188 209V210H189ZM192 209V208H191ZM196 210L198 209V208H195ZM200 209V208H199ZM206 209V208H205ZM210 209V208H209ZM2 210V209H1ZM82 210V209H81ZM81 210H79V211H81ZM132 210V209H131ZM160 209H158V213L160 212L159 211ZM179 210V209H178ZM186 210V209H185ZM195 210V211H196ZM227 210V209H226ZM9 211V210H8ZM96 211H94V212H90V213H95ZM130 210H128L127 211V213L129 212ZM140 211H141V209H140ZM153 211V210H152ZM184 211V210H183ZM199 211V210H198ZM224 211H225V208H224ZM223 211V212H224ZM78 212V211H77ZM142 212H139L138 211V213H141L142 214ZM146 212V211H145ZM177 212H181V211H177ZM207 212V211H206ZM212 212V211H211ZM220 212V211H219ZM229 212V211H228ZM126 213V214H127ZM137 213V212H136ZM135 213V214H136ZM147 213H148V211H147ZM150 213V212H149ZM154 213H155V215H156V211H154ZM157 213V214H158ZM163 213V212H162ZM172 213H173V211H172ZM174 213H175V211H174ZM185 213V212H184ZM214 213V212H213ZM218 213V212H217ZM216 213V214H217ZM10 214V213H9ZM87 214H88V212H87ZM96 214V213H95ZM94 214V215H95ZM131 214V213H130ZM151 214V213H150ZM152 214H153V212H152ZM183 214V213H182ZM193 214V213H192ZM84 215H86V214H84ZM93 215V216H94ZM134 215V214H133ZM137 215V214H136ZM154 215V216H155ZM163 215V214H162ZM165 215V214H164ZM167 215H169V214H167ZM171 215V214H170ZM175 215V214H174ZM187 215V214H186ZM196 215V214H195ZM202 215V214H201ZM210 215V214H209ZM230 215V214H229ZM91 216V215H90ZM140 216V215H139ZM139 216H138V218H139ZM154 216H151V217H153V219H154ZM172 216V215H171ZM179 216H181L180 214H179ZM184 216V215H183ZM182 216V217H183ZM188 216H189V214H188ZM74 217V216H73ZM77 218H78V216H76ZM141 217V216H140ZM149 217V216H148ZM151 217H149L148 219H150ZM157 217V215L155 216V219H157L156 218ZM163 217H165V216H163ZM185 217V216H184ZM199 217H200V215H199ZM205 217V215L203 214V218ZM218 217V216H217ZM225 217V216H224ZM223 217V218H224ZM87 218V217H86ZM86 218H85V220H86ZM160 218V217H159ZM162 218V217H161ZM170 218V217H169ZM197 218V217H196ZM80 219V218H79ZM84 219V218H83ZM130 219V218H129ZM134 218H132V220H133ZM148 219L146 218L145 219V217H144V220H146V221H148ZM154 219V220H155ZM220 219V218H219ZM77 220V219H76ZM150 220H152V218L150 219ZM160 220H162V219H160ZM193 220V219H192ZM209 220V219H208ZM215 220V219H214ZM75 221V220H74ZM78 221V220H77ZM129 221V220H128ZM134 221V220H133ZM133 221H129V222H133ZM157 221V220H156ZM195 221V220H194ZM201 221H202V219H201ZM71 222V221H70ZM79 222V221H78ZM81 222V221H80ZM126 222V221H125ZM151 222V221H150ZM62 223V222H61ZM121 223H123V222H121ZM134 223V222H133ZM159 223V222H158ZM115 224V223H114ZM126 224H128V223H126ZM126 224H124L125 226H123V227H129V226H126ZM145 224H146V222H145ZM206 224H207V222H206ZM58 225V224H57ZM66 225V224H65ZM123 225V224H122ZM134 224H132V226H133ZM138 225V224H137ZM140 225V224H139ZM163 225V224H162ZM119 226V225H118ZM117 226V227H118ZM121 226V225H120ZM167 226V225H166ZM116 227V228H117ZM202 227V226H201ZM204 227V226H203ZM251 227V226H250ZM110 228V227H109ZM113 228V227H112ZM116 228H115V230H116ZM196 228H197V226H196ZM205 228V227H204ZM246 228V227H245ZM60 229V228H59ZM64 229V228H63ZM62 229V230H63ZM108 229V228H107ZM119 229V228H118ZM121 229V228H120ZM120 229H119V231H120ZM125 229V228H124ZM127 229H130V230H132L130 227L129 228H127ZM134 229V228H133ZM239 229V228H238ZM241 229V228H240ZM255 229V228H254ZM260 229V228H259ZM258 229V230H259ZM138 230V229H137ZM203 230V229H202ZM258 230H257V233H258ZM58 231V230H57ZM105 231V230H104ZM125 231H126V229H125ZM133 231H135V230H132V232ZM139 231V230H138ZM137 231V232H138ZM234 232H235V230H233ZM53 232H55V231H53ZM60 232V231H59ZM56 233H58V232H56ZM113 233H114V231H113ZM255 233H256V231H255ZM36 234V233H35ZM38 234V233H37ZM58 234H60V233H58ZM111 234V233H110ZM134 234V233H133ZM242 234V233H241ZM262 234H263V232H262ZM33 235V234H32ZM43 235V234H42ZM41 235V236H42ZM45 235V234H44ZM43 235V236H44ZM55 235V234H54ZM61 235V234H60ZM136 235H137V233H136ZM140 235V234H139ZM142 235V234H141ZM245 235V234H244ZM256 235V234H255ZM31 236V235H30ZM48 236H49V234H48ZM249 236V235H248ZM259 236V235H258ZM33 237V236H32ZM37 237H38V235H37ZM109 237V236H108ZM112 237L114 238V236L112 235ZM133 237H135V236H133ZM245 237H247V236H245ZM250 237V236H249ZM254 237V236H253ZM260 237V236H259ZM29 238H31V237H29ZM36 238V237H35ZM129 238V237H128ZM136 238V237H135ZM242 238V237H241ZM251 238V237H250ZM32 239V238H31ZM41 239H43V238H41ZM130 239V238H129ZM264 239V238H263ZM45 240V239H44ZM50 240V239H49ZM109 240H110V237H109ZM108 240V241H109ZM117 242H118V244L119 245H122V246H125L126 244H127V237H126V233L125 232H123V230H121V232H118V234H117V236H116V239H115ZM204 240V239H203ZM262 240V239H261ZM34 241H35V239H34ZM115 241V242H116ZM129 241V240H128ZM134 241V240H133ZM225 241V240H224ZM230 241V240H229ZM258 241V240H257ZM30 242V241H29ZM32 242V241H31ZM50 242V241H49ZM48 242V243H49ZM112 242L114 243V241H113V239H112ZM204 242V241H203ZM234 242V241H233ZM248 242V241H247ZM261 242V241H260ZM263 242V241H262ZM33 243V245L34 244H36L35 242H32ZM38 243H40V242H38ZM44 243V242H43ZM46 243H47V241H46ZM46 243H45V245H46ZM113 243H112V245H113ZM132 243V242H131ZM117 244V245H118ZM235 244V243H234ZM253 244V243H252ZM256 244V243H255ZM261 244V243H260ZM40 245H42V244H40ZM40 245H38V247L40 246ZM116 245V244H115ZM114 245V246H115ZM204 245H205V243H204ZM226 245V244H225ZM259 245V244H258ZM13 246V245H12ZM27 246V245H26ZM47 246V245H46ZM127 246V245H126ZM131 246V245H130ZM29 247H30V245H29ZM37 247V246H36ZM35 247V248H36ZM41 247V246H40ZM139 247V246H138ZM221 247V246H220ZM261 247H262V245H261ZM9 248V247H8ZM22 248V247H21ZM129 248V247H128ZM127 248V249H128ZM131 248H133V249H135L134 247H132L131 246ZM32 249H33V247H32ZM37 249V248H36ZM42 249H43V247H42ZM112 249V248H111ZM119 249V248H118ZM124 249V248H123ZM136 249H138V248H136ZM246 249V248H245ZM264 249V248H263ZM34 250V249H33ZM40 250V249H39ZM126 250V249H125ZM131 250V249H130ZM239 250V249H238ZM249 251H251V252H253V254H255L254 256H259V255H261V253H262V248H260L259 246L257 247V245L255 246V245H251L250 244V246H249V249H248ZM27 251H29V250H27ZM47 251V250H46ZM121 251H123L122 249H121ZM128 252H129V250H127ZM134 251V250H133ZM142 251V250H141ZM212 251V250H211ZM218 251V250H217ZM30 252V251H29ZM40 252V251H39ZM43 252V251H42ZM114 252V251H113ZM112 252V253H113ZM118 252H120L119 250H118ZM125 252V251H124ZM124 252H123V254H124ZM137 252H139V251H137ZM210 252V251H209ZM232 252V251H231ZM244 252V251H243ZM247 252V251H246ZM251 252H247V253H251ZM121 253V252H120ZM126 253V252H125ZM133 253V252H132ZM225 253V252H224ZM233 253V252H232ZM239 253H240V251H239ZM246 253V254H247ZM134 254H135V252H134ZM238 254V253H237ZM10 255V254H9ZM34 255V254H33ZM216 255V254H215ZM220 255V254H219ZM239 255H241V253L239 254ZM262 255H264V254H262ZM261 255V256H262ZM12 256V255H11ZM122 256H124V255H122ZM129 256V255H128ZM135 256H137V255H135ZM229 256V255H228ZM231 257H232V255H230ZM236 256V255H235ZM242 256V255H241ZM245 256V255H244ZM13 257V256H12ZM32 258H33V256H31ZM121 257V256H120ZM133 257V256H132ZM249 257V256H248ZM134 258V257H133ZM132 258V259H133ZM233 258H235V257H233ZM239 259V258H238ZM18 260V259H17ZM126 260V259H125ZM253 260V259H252ZM19 261V260H18ZM17 261V262H18ZM137 261V260H136ZM250 261V260H249ZM255 259H254V263H255ZM69 262V261H68ZM67 262V263H68ZM131 262V261H130ZM217 262V261H216ZM248 262V261H247ZM260 262V261H259ZM15 263V262H14ZM22 263V262H21ZM66 263V264H67ZM201 263V262H200ZM245 263V262H244ZM251 263H253V261L252 262H250V264ZM2 264V263H1ZM10 264V263H9ZM12 264V263H11ZM20 264V263H19ZM69 264V263H68ZM132 264V263H131ZM134 264V263H133ZM199 264V263H198ZM209 264V263H208ZM211 264V263H210ZM234 264V263H233ZM256 264V263H255ZM257 264H258V262H257Z\"/></svg>",
	"mask_w": 264,
	"mask_h": 264
},
{
	"label": "snow or ice",
	"instance_id": "snow-or-ice-1",
	"mask_svg": "<svg viewBox=\"0 0 264 264\" xmlns=\"http://www.w3.org/2000/svg\"><path fill=\"white\" fill-rule=\"evenodd\" d=\"M261 5L264 6V0H260Z\"/></svg>",
	"mask_w": 264,
	"mask_h": 264
}]
</instances>
